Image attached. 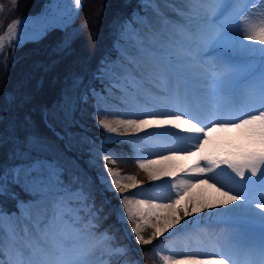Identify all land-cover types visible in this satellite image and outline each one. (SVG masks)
<instances>
[{
    "label": "snow or ice",
    "instance_id": "snow-or-ice-1",
    "mask_svg": "<svg viewBox=\"0 0 264 264\" xmlns=\"http://www.w3.org/2000/svg\"><path fill=\"white\" fill-rule=\"evenodd\" d=\"M116 32V56L100 62L94 83L74 77L58 105L46 110L54 135L66 141V152L79 147L96 159V141L72 131H83L77 113L91 103L97 112L125 117L99 120L108 134L157 138L156 158L136 163L149 182L170 183L173 196L135 198L141 182L112 166L111 151L93 182L116 195L117 222L130 224L127 237L142 247L162 236L186 238L201 213L214 223L261 230L243 260L228 252L179 253L163 256V264H264V0H139ZM257 54L258 75L238 59ZM233 130L240 134L229 137ZM173 138L183 147H166ZM12 140L10 163L0 165V196L11 194L17 204L13 212L0 207V264H146L101 228L103 206L64 152L35 133ZM105 143L121 141L109 135ZM190 157H196L190 166L181 163ZM224 175L230 183L218 179ZM16 187L30 199L9 192Z\"/></svg>",
    "mask_w": 264,
    "mask_h": 264
},
{
    "label": "trees",
    "instance_id": "trees-1",
    "mask_svg": "<svg viewBox=\"0 0 264 264\" xmlns=\"http://www.w3.org/2000/svg\"><path fill=\"white\" fill-rule=\"evenodd\" d=\"M42 1L17 0L16 9L33 13ZM129 8L124 0H85L76 18L77 30L67 41H62L59 31H53L38 42L16 48L10 58L0 63V165L10 163L9 156L15 146L12 138H23L30 133L46 137L64 151L62 141L51 138L40 109L55 108L74 77H82L86 84L108 45L110 25L127 15ZM13 99L15 102H11ZM77 117L85 121L83 115L77 113ZM55 126L63 131L61 125ZM76 133L84 134L77 129ZM111 147L119 165L135 172L134 165L123 156L126 146L114 143ZM103 213L111 215L106 206ZM114 232L121 235L120 229Z\"/></svg>",
    "mask_w": 264,
    "mask_h": 264
},
{
    "label": "rangeland",
    "instance_id": "rangeland-1",
    "mask_svg": "<svg viewBox=\"0 0 264 264\" xmlns=\"http://www.w3.org/2000/svg\"><path fill=\"white\" fill-rule=\"evenodd\" d=\"M15 1L16 0H0V32H2L5 29L6 25L8 24V22L11 19L16 18V17H20L22 14V12L17 10L16 7L14 6ZM126 1L128 2L129 0H126ZM138 3H139V0H132V3H131L132 9H131L129 15L134 10H136ZM41 5H40V7H41ZM117 24H118V22L112 23V25H110L108 45L104 51L106 57H115L116 56V51L114 49V41H115V38L117 35V32H116ZM68 28H69V30L67 33H69V34L74 33L73 30L76 29V27L74 26L73 23L70 24L68 26ZM238 59H240L241 62L244 64L251 63L252 65H254V69H253L254 74H257V75L259 74L260 64H261L259 54H257L255 57H251V58H249V57H238ZM99 64L100 63L98 62L97 67ZM88 81L86 83L90 82V81L89 82ZM89 105H91V103H89ZM91 117H92L91 122H92L93 126L95 128L97 127V134H96L97 142H100L102 145H107L108 143L106 144L105 141L109 135L112 137L113 141L119 140L123 143H124V141H127V143H124V144H126L127 147L129 148L130 156L133 159V161L135 162V164L137 165L136 161L138 159H142L141 157H139V153L137 154V150L135 149L137 142H138V141H136L137 136H132V135L126 136L122 133V130H121V133L108 134L106 132V130H103L102 128L99 127L98 121L101 119H107V120L112 119L113 120V118H111V117H115V116L108 115L104 112H97L94 110L92 105H91V109H90V118ZM116 118L117 119H123L125 117L118 116ZM143 134H145V133H141V135H143ZM228 135H229V137L234 136L233 132L229 133ZM169 141L172 143L176 142L174 140V138L172 140H169ZM95 148L99 150V156L96 159L90 160L87 152L80 149L79 147H73V155L77 156L78 158H80V160H82V162L85 164V166L91 172L94 180L96 181L97 174L101 173L103 171V169L101 168V164L103 163V157H104V155H106L108 153L105 152L104 150L97 148V147H95ZM75 165H76V163H75ZM112 166L115 167L117 170H119L122 175H135V174L130 173L128 171L122 170L118 163H116L115 165H112ZM137 169L139 170L140 176L143 178V180H140V177H137V180L141 182V185L137 189L140 190L142 193H143V191L149 190L148 193H154L155 194V191L153 189L154 183L149 182L146 173L143 170H141L138 167V165H137ZM222 178L225 179L226 181H229V178L227 175L218 177V179H222ZM96 185H97V190L100 193V195L111 206L112 211H113V215H114L113 218H114L115 222H117V216H118V213L120 210L119 200L117 199L116 195L113 194L112 192H103V190H102V188L98 182H96ZM204 187L206 188V186H204ZM16 188L20 192V193L14 192L18 199L25 200V201L30 199V197L26 194L25 191H21V189L19 187H16ZM193 191H201V189H195ZM208 191L210 192L211 190H208ZM19 194H21V195H19ZM173 195H174L173 190H167L163 194V197L161 198V200L169 198L170 196H173ZM8 199L14 201V207L12 209H8V208L5 209V206L3 205L2 202H0V207H2L3 210H5L7 212H13L16 210L17 199H13L12 195H9ZM257 211H259V209H257ZM201 217H203V220H200V221H196V218H189L193 221H196V223L199 224V227H195V226L189 227L188 230L193 229L196 231H201L203 233H206L207 235L210 236V238L214 242L217 240L216 234L224 237L225 240H227V241H236V240L241 241L238 238L239 234L237 233V231L247 232L249 234V237L251 236V237H254L256 239H259V237H260L261 230L258 226L248 225V224H244V223H239V224L228 223L226 226L219 228V227L215 226L217 223L209 221L204 213H201ZM117 224L120 225L121 229L124 232V238H126L125 240H122V238H119V239H120L121 243L128 245V247L130 249L134 250L131 253L133 258L140 259L141 261H146V264H163V259H162L163 255L160 254L158 247L161 246L162 244L168 245V242H167L168 240H166V238L164 236L158 238V240L154 241V243L152 245H146V246L142 247L134 241V238L127 237L126 230L131 228L130 224H122V223H118V222H117ZM101 228L103 229L102 225H101ZM111 232H113V231L111 230ZM144 235H145V238H148L151 235V229L146 230L144 232ZM165 235H167V234H165ZM228 244H230V243H228ZM130 245H132V246H130ZM154 246L156 247V251H149V250L153 249Z\"/></svg>",
    "mask_w": 264,
    "mask_h": 264
},
{
    "label": "bare ground",
    "instance_id": "bare-ground-1",
    "mask_svg": "<svg viewBox=\"0 0 264 264\" xmlns=\"http://www.w3.org/2000/svg\"><path fill=\"white\" fill-rule=\"evenodd\" d=\"M80 7L81 5H76L75 0H47L39 12L27 13L23 16L11 19L6 25L5 30L0 35V44L3 45V47H0V54L4 49L11 45L13 48L17 45H22L25 40L40 37L51 29L57 28L65 30L74 21ZM9 25H12L11 31H9ZM4 60V57H0V61ZM116 117L118 116L111 118L115 120L117 119ZM127 118L132 117L129 116ZM233 134L234 136H238L240 133L233 130ZM52 139L58 140L56 136H53ZM174 140L176 141L175 143L165 141V146L174 148L183 147V144L178 139L174 138ZM136 141L138 142L135 149L137 150V154L139 153V157L142 159L156 158L154 153L159 150L157 147L158 141L156 137L149 136L147 134H140L136 137ZM188 143L191 144L193 141H188ZM194 158L196 159V157H190L188 160L182 161L181 163L185 166H190L195 160ZM220 180L226 184L230 183V181H226L223 178ZM153 189L155 194L148 193L149 190L143 191L142 193L140 190L136 189L134 190L135 198L161 199L167 190H172L170 183H166L165 181L155 182L153 184ZM227 224L217 223L215 226L221 228ZM237 233L239 234L238 238L241 239V241L239 242L236 240L235 243L244 244L245 241H256V238L251 236L249 237L247 232L237 231ZM216 239L217 240L214 242L206 233L190 229L188 230L186 238L167 241L168 245L162 244L158 247V250L163 256L172 255L174 257H176L179 253L228 252L230 254H239L241 260H243V252L237 250L233 244L231 246L228 245L229 241H226L223 237L217 236Z\"/></svg>",
    "mask_w": 264,
    "mask_h": 264
},
{
    "label": "water",
    "instance_id": "water-1",
    "mask_svg": "<svg viewBox=\"0 0 264 264\" xmlns=\"http://www.w3.org/2000/svg\"><path fill=\"white\" fill-rule=\"evenodd\" d=\"M28 40H32L31 38H29Z\"/></svg>",
    "mask_w": 264,
    "mask_h": 264
}]
</instances>
